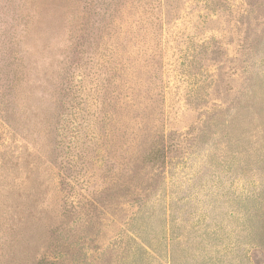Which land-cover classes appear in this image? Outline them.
I'll use <instances>...</instances> for the list:
<instances>
[{"label": "rangeland", "instance_id": "rangeland-1", "mask_svg": "<svg viewBox=\"0 0 264 264\" xmlns=\"http://www.w3.org/2000/svg\"><path fill=\"white\" fill-rule=\"evenodd\" d=\"M262 122L264 0H0V264H264Z\"/></svg>", "mask_w": 264, "mask_h": 264}, {"label": "trees", "instance_id": "trees-1", "mask_svg": "<svg viewBox=\"0 0 264 264\" xmlns=\"http://www.w3.org/2000/svg\"><path fill=\"white\" fill-rule=\"evenodd\" d=\"M252 14H254V12L251 9V13L248 15V17H251ZM257 42L259 43V40L255 41V43H257ZM261 126H262L261 130H260L259 126H257L258 127V131L256 133L259 132L260 135H261V133L263 135V133H264V123L263 122H262ZM146 156H147V158L149 159L150 162H154V163L160 162V158H162V157H164L165 160L167 158L166 155L162 156L161 150L157 149V145H155V144H153L151 146V149H150L149 153H147Z\"/></svg>", "mask_w": 264, "mask_h": 264}]
</instances>
